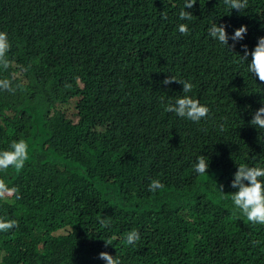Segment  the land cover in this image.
Masks as SVG:
<instances>
[{
    "label": "trees",
    "instance_id": "1",
    "mask_svg": "<svg viewBox=\"0 0 264 264\" xmlns=\"http://www.w3.org/2000/svg\"><path fill=\"white\" fill-rule=\"evenodd\" d=\"M184 3L0 0L12 61L0 77L20 85L0 91V150L23 138L30 156L19 174L0 173L20 197L0 199V217L18 221L0 232V264H105L101 251L121 264H264V225L238 218L228 195L239 164L264 166V129L249 123L264 84L239 59L264 36V0L240 12L197 0L191 21L179 19ZM213 22L247 33L227 49L209 37ZM167 76L194 85L207 118L163 110L185 95ZM152 179L164 188L150 192Z\"/></svg>",
    "mask_w": 264,
    "mask_h": 264
},
{
    "label": "clouds",
    "instance_id": "2",
    "mask_svg": "<svg viewBox=\"0 0 264 264\" xmlns=\"http://www.w3.org/2000/svg\"><path fill=\"white\" fill-rule=\"evenodd\" d=\"M197 0H185L183 9L179 12V19L182 21H191L193 14L185 9H191L196 4ZM224 4L230 9H235L240 12L248 7L249 0H223ZM162 18L167 19V15L163 14ZM227 25L213 22L208 28V35L210 38L217 41L219 44L225 46L227 49L235 48L237 42L242 41L247 33V27L241 25L234 29L231 36L226 31ZM178 31L182 35H188V25L180 23ZM229 39L233 42L229 45ZM10 42L8 34L0 31V70L7 71L11 66L12 61L8 57L10 50ZM243 55H239L242 63H246V71L258 79L261 84H264V36L257 38V43L249 51L247 45H241ZM249 56L251 57L249 61ZM22 71H27L23 68ZM178 83L182 85V92L185 95L176 98L174 101L169 100L164 104L163 110L165 112L175 113L178 117L186 118L192 122L199 123L209 115L210 109L208 106L201 104L198 99L187 95L193 91L194 85L187 80L177 79L173 76H167L161 83L169 85L171 83ZM79 86L83 89L84 84L79 82ZM20 85L13 87V81L7 77H0V91H6L15 94ZM262 106L252 113V119L249 121L250 125L255 128L264 129V102ZM225 123L219 125L220 131H225ZM29 143L27 140L20 138L11 141L8 148L0 150V173L7 174L11 168L19 174L25 167L29 160ZM209 159L205 155H200L193 163V170L199 174L204 175L208 173ZM230 187L235 191L228 193L231 202L234 206V214L245 218L253 225H264V166H249L246 163H241L237 166L233 179L230 182ZM149 191L156 192L163 189L164 185L159 179H152L149 183ZM223 186L219 187L222 194ZM19 189L15 186L10 187L5 179L0 178V199H6L10 196H15L19 199ZM99 223L103 227H109L110 221L107 219H100ZM18 227L16 219H9L7 217H0V232L7 233L10 230ZM140 240V233L136 229L128 231L123 241L126 245L133 246ZM105 247L111 244V241L104 242ZM98 258L103 260L105 264H121V260L109 254L107 251L98 253Z\"/></svg>",
    "mask_w": 264,
    "mask_h": 264
},
{
    "label": "rangeland",
    "instance_id": "3",
    "mask_svg": "<svg viewBox=\"0 0 264 264\" xmlns=\"http://www.w3.org/2000/svg\"><path fill=\"white\" fill-rule=\"evenodd\" d=\"M24 78H25V75L23 76L22 80H23ZM24 80L26 81V78H25ZM71 168H72V169H75V165H73ZM0 256H1V253H0Z\"/></svg>",
    "mask_w": 264,
    "mask_h": 264
}]
</instances>
